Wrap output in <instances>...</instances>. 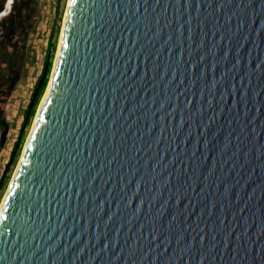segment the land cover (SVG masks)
I'll use <instances>...</instances> for the list:
<instances>
[{"label": "water", "instance_id": "1", "mask_svg": "<svg viewBox=\"0 0 264 264\" xmlns=\"http://www.w3.org/2000/svg\"><path fill=\"white\" fill-rule=\"evenodd\" d=\"M50 73L0 264H264V0H68Z\"/></svg>", "mask_w": 264, "mask_h": 264}, {"label": "rangeland", "instance_id": "2", "mask_svg": "<svg viewBox=\"0 0 264 264\" xmlns=\"http://www.w3.org/2000/svg\"><path fill=\"white\" fill-rule=\"evenodd\" d=\"M67 1L61 2V20H58L55 14L58 0H7L5 10L1 14V16L13 15L20 20L21 30L16 46L0 53V181L6 174L12 150L24 120L25 110L28 108L36 81L41 74L51 29L55 22L62 26ZM34 117L25 129V141L33 125ZM16 165L12 167L11 178Z\"/></svg>", "mask_w": 264, "mask_h": 264}, {"label": "trees", "instance_id": "3", "mask_svg": "<svg viewBox=\"0 0 264 264\" xmlns=\"http://www.w3.org/2000/svg\"><path fill=\"white\" fill-rule=\"evenodd\" d=\"M6 1L7 0H0V53L2 51L7 50L8 48H14L16 46V44L18 42V36L20 35V30H21V21L16 19L13 15L12 16H1L3 11L5 10ZM61 2H62V0H58L59 4H57V6L55 8V14H56V17L58 18V20L62 19L61 18ZM60 28H61L60 25H58L55 22L54 26L51 29L49 39H48V43H47V48H46L45 62H44L41 74L39 75V77L36 81V84H37L38 80L40 79V77L44 71L45 63L48 62L47 75H46V78L44 80V83L42 84L40 92L36 98V101H35L32 109L30 111V115H29L26 123L24 121L26 119L27 109L25 110L24 120L22 122V126H21V129L19 131L17 141H16V143L13 147V150H12L10 163L7 167L6 174H5L4 178L0 181V202L3 198L4 191L8 185V182L11 178L10 174L12 172V167L17 164L19 156L22 152L23 143L25 142V138H26L25 129L27 126H29L30 122L32 121L33 117L35 116V113L37 111V105H38V103H39V101H40V99H41V97H42V95L46 89L48 79H49V74H50V71H51L52 66H53V60H54L55 53H56L57 46H58ZM36 84H35V87H36Z\"/></svg>", "mask_w": 264, "mask_h": 264}, {"label": "flooded vegetation", "instance_id": "4", "mask_svg": "<svg viewBox=\"0 0 264 264\" xmlns=\"http://www.w3.org/2000/svg\"><path fill=\"white\" fill-rule=\"evenodd\" d=\"M34 89H35V87H34ZM33 93V92H32Z\"/></svg>", "mask_w": 264, "mask_h": 264}, {"label": "bare ground", "instance_id": "5", "mask_svg": "<svg viewBox=\"0 0 264 264\" xmlns=\"http://www.w3.org/2000/svg\"><path fill=\"white\" fill-rule=\"evenodd\" d=\"M14 174V173H13Z\"/></svg>", "mask_w": 264, "mask_h": 264}]
</instances>
